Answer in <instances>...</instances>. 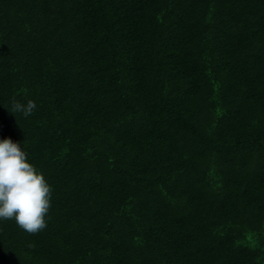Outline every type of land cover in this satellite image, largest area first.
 I'll return each mask as SVG.
<instances>
[{
    "label": "trees",
    "instance_id": "trees-1",
    "mask_svg": "<svg viewBox=\"0 0 264 264\" xmlns=\"http://www.w3.org/2000/svg\"><path fill=\"white\" fill-rule=\"evenodd\" d=\"M5 137L51 204L0 264H264V0H0Z\"/></svg>",
    "mask_w": 264,
    "mask_h": 264
},
{
    "label": "clouds",
    "instance_id": "clouds-1",
    "mask_svg": "<svg viewBox=\"0 0 264 264\" xmlns=\"http://www.w3.org/2000/svg\"><path fill=\"white\" fill-rule=\"evenodd\" d=\"M33 100L13 103L11 113L29 117ZM51 204V186L43 172L30 162L20 143L0 139V222L13 220L23 231L35 234L46 227Z\"/></svg>",
    "mask_w": 264,
    "mask_h": 264
}]
</instances>
